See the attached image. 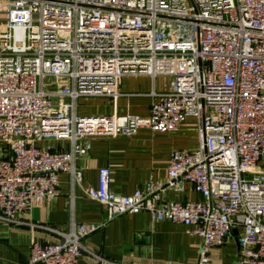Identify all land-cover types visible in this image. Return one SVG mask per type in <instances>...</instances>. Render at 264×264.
I'll return each instance as SVG.
<instances>
[{
    "label": "built area",
    "instance_id": "1",
    "mask_svg": "<svg viewBox=\"0 0 264 264\" xmlns=\"http://www.w3.org/2000/svg\"><path fill=\"white\" fill-rule=\"evenodd\" d=\"M126 76L169 79L151 93L149 115L81 116V98L115 105ZM193 119L198 146L171 153L162 184L131 195L110 190L107 168L83 190L107 220L146 213L201 240L198 264L233 230L236 264H264V0H0V225L18 224L59 195L58 176L79 184V157L95 138L141 129L173 133ZM66 142L52 151L41 142ZM190 184L195 202H165ZM98 229L47 228L55 243H32L25 264H79ZM97 264H111L94 255Z\"/></svg>",
    "mask_w": 264,
    "mask_h": 264
},
{
    "label": "crops",
    "instance_id": "2",
    "mask_svg": "<svg viewBox=\"0 0 264 264\" xmlns=\"http://www.w3.org/2000/svg\"><path fill=\"white\" fill-rule=\"evenodd\" d=\"M169 79L151 80L144 76H126L119 83L120 96L115 105L108 98H81L77 113L81 116L119 117L149 115L151 93L168 88ZM194 121L188 118L173 133H154L141 129L132 136L95 138L87 156L76 160L81 171L79 184L66 174L58 176L59 195L29 213L18 214V224L0 225V264H25L32 243H55L59 237L47 230L66 231L67 225L94 224L98 229L82 242L79 264H97L98 255L111 264H198L201 240L189 236L185 228L166 221L152 222L146 213L127 214L107 220L104 208L86 198L83 190L97 186V172L107 168L110 190L117 195H131L143 190L147 183L160 185L166 177L169 157L174 151L193 152L198 142ZM52 151H67L66 142H41ZM9 154L8 146L0 141V159ZM165 202H195L199 197L190 184L180 189H165ZM238 230L220 248L209 252V264H236L238 259Z\"/></svg>",
    "mask_w": 264,
    "mask_h": 264
}]
</instances>
